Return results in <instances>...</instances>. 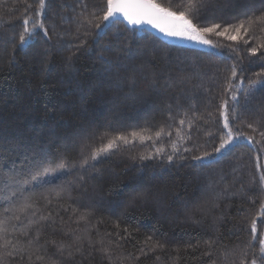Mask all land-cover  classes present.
I'll use <instances>...</instances> for the list:
<instances>
[{
	"label": "trees",
	"instance_id": "trees-1",
	"mask_svg": "<svg viewBox=\"0 0 264 264\" xmlns=\"http://www.w3.org/2000/svg\"><path fill=\"white\" fill-rule=\"evenodd\" d=\"M194 2L190 9L188 0H156L199 28L254 23L237 41L205 34L212 44L200 49L120 19L103 21L107 0H46L45 9L40 0H0V264L258 257L264 91L251 82L264 71V21L255 20L264 0ZM25 19L44 28L20 44ZM233 65L232 84L240 87L226 91ZM225 100L239 135L213 152L227 132ZM120 136L130 143L117 141L91 159ZM204 152L212 154L193 159ZM60 163L63 169L31 179Z\"/></svg>",
	"mask_w": 264,
	"mask_h": 264
},
{
	"label": "snow or ice",
	"instance_id": "snow-or-ice-1",
	"mask_svg": "<svg viewBox=\"0 0 264 264\" xmlns=\"http://www.w3.org/2000/svg\"><path fill=\"white\" fill-rule=\"evenodd\" d=\"M188 3L190 9L195 7L194 0H188ZM46 7V0H40V8L45 9ZM116 15H122L128 21L129 24L148 23L151 24L153 27L159 28L160 31L165 32L167 35L196 40L208 45H211L212 42L210 40L204 39L205 34L215 33L217 36H226L227 39L231 41H237L241 39V32L243 31V33H248L252 24L254 23L253 18L250 17L247 21L249 27H245V22L242 21L240 24L235 26L228 25L224 27L222 31L219 30L221 28V25L219 24H213L210 27L199 28L192 22L191 19L188 18L184 11L176 12L173 11L170 7H162L160 4L156 3V0H107V10L104 12V15L101 19L103 21H107ZM255 20L264 21V15L256 17ZM23 23L24 28L19 37L20 44H25L27 40L32 36V33L37 27L44 28V25L42 23L33 24V26L29 28V21L27 19H25ZM99 26L100 25H97V27ZM45 35H47L46 30ZM244 42L247 43V40H245ZM259 47L264 48V44H261ZM257 51L258 49L255 47L250 49V52L253 56L257 54ZM237 75L238 73L236 70V66L233 65L231 69V74L227 78L228 88L226 89V91L231 90L233 87H240L239 85L232 84L233 78H235ZM256 76L259 79L251 82L253 87L256 90L264 91V71L256 73ZM231 100L238 102L237 94L234 91L232 92ZM228 104L229 102L227 100H225L221 104L222 111L220 113V115L224 119V128L227 129V132L225 136L221 137L219 146L215 147L213 149V152H220L227 145H229L233 139H235L236 135H239V133L234 134L232 128L229 126V119L227 115ZM181 123H183V121H181ZM248 127L251 128L252 125L249 124ZM157 135H159V133H157ZM132 136L134 138L139 136L141 140L145 139V137L138 133H132ZM248 139L249 142H251V138ZM117 141H122L125 145L130 143V141L126 137H116L113 140H110L106 145L93 152L91 159L96 160L101 155L109 153L111 150L115 149L117 147ZM211 154L212 153L204 152L200 156H194L193 159L201 160L207 156H210ZM145 158L146 157H141V159ZM168 159L172 160V156H169ZM64 167L65 165L63 163L58 164L55 168L51 166L44 167L42 171L37 170L35 174L31 176V179L37 180L43 175L51 174L59 169H63ZM28 182V180H24V183ZM260 183L264 185V175H261ZM261 207L262 210H264V205H262ZM23 210V208L20 209V211ZM5 211H11V209H5ZM14 218L17 220L20 219L18 215ZM0 231H3L2 222H0ZM252 234L253 239L258 238L255 220L252 223ZM259 244L260 250L258 257L254 255L251 261L249 262L247 260V255L245 254V258L241 260V264H258V262L259 264H264V238L259 239ZM69 255H71V253H69ZM37 259H42V257H37ZM51 264H55V262L53 261L51 262Z\"/></svg>",
	"mask_w": 264,
	"mask_h": 264
},
{
	"label": "water",
	"instance_id": "water-1",
	"mask_svg": "<svg viewBox=\"0 0 264 264\" xmlns=\"http://www.w3.org/2000/svg\"><path fill=\"white\" fill-rule=\"evenodd\" d=\"M162 7H164V6H162ZM115 19L123 20L124 23L129 27L145 28V29L151 31L152 33H154L156 36L163 38L166 42L171 43V44L185 45V46L196 47V48H200V49L206 48L204 43H201V42L196 41V40L187 39V38L174 37V36L167 35L165 32L160 31L159 28L153 27L151 24H148V23L129 24L128 21L122 15H116V16L110 18L109 20H115ZM109 20H107V21H109Z\"/></svg>",
	"mask_w": 264,
	"mask_h": 264
},
{
	"label": "rangeland",
	"instance_id": "rangeland-1",
	"mask_svg": "<svg viewBox=\"0 0 264 264\" xmlns=\"http://www.w3.org/2000/svg\"><path fill=\"white\" fill-rule=\"evenodd\" d=\"M204 39H207L206 36L204 35ZM206 47H209L210 45L204 44Z\"/></svg>",
	"mask_w": 264,
	"mask_h": 264
}]
</instances>
